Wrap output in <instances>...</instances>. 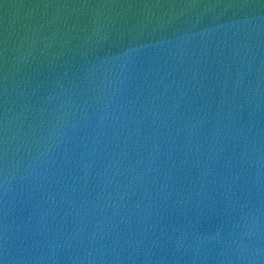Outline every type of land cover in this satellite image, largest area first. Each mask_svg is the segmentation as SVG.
I'll return each mask as SVG.
<instances>
[{
	"label": "water",
	"instance_id": "water-1",
	"mask_svg": "<svg viewBox=\"0 0 264 264\" xmlns=\"http://www.w3.org/2000/svg\"><path fill=\"white\" fill-rule=\"evenodd\" d=\"M0 264H264V0H0Z\"/></svg>",
	"mask_w": 264,
	"mask_h": 264
}]
</instances>
